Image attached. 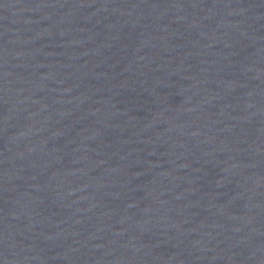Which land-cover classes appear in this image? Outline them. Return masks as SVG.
I'll use <instances>...</instances> for the list:
<instances>
[{
    "label": "water",
    "instance_id": "1",
    "mask_svg": "<svg viewBox=\"0 0 264 264\" xmlns=\"http://www.w3.org/2000/svg\"><path fill=\"white\" fill-rule=\"evenodd\" d=\"M0 264H264V0H0Z\"/></svg>",
    "mask_w": 264,
    "mask_h": 264
}]
</instances>
